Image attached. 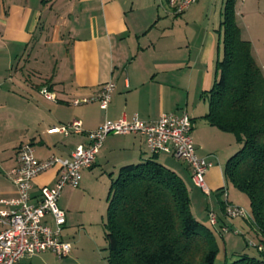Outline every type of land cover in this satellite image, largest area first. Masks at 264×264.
Masks as SVG:
<instances>
[{
    "label": "crops",
    "instance_id": "1",
    "mask_svg": "<svg viewBox=\"0 0 264 264\" xmlns=\"http://www.w3.org/2000/svg\"><path fill=\"white\" fill-rule=\"evenodd\" d=\"M248 1L237 0L236 18L242 16L244 21L246 13L242 11ZM201 4L203 0L196 8ZM191 7L175 15L167 0H7V4L0 0V199L17 196L9 173L18 164L17 149L23 143L33 146L39 160L69 158L78 146L87 147L89 134L106 121H131L137 116L154 123L162 114L185 112L193 122L197 155L214 162L205 176L210 195L194 185L184 163L164 154L158 155V162L184 180L191 207L200 203L192 212L198 221L209 226V213L214 211L218 217L216 235L222 228H235L234 221L230 223L222 210L218 212L217 203H221L223 193L219 190L225 188L230 204L247 205L243 198L231 199L223 175L224 165L240 146L233 135L201 119L208 113L201 94L213 87L215 65L223 54L212 24L196 40L190 36ZM257 12L252 13L260 14ZM109 82L115 90L107 109L97 101L74 104L75 100L96 97ZM43 90L55 100L46 99ZM73 121L81 122V134L66 137L48 132ZM151 156L140 135H109L94 166L82 172L80 190L89 187L97 167L109 175L110 188L120 168L145 162ZM56 180V168L36 177L33 203L39 188L54 186ZM77 191L70 187L60 195L59 207L66 213L63 233L75 223L70 212ZM203 199L205 210L201 208ZM255 234L260 241L256 229ZM62 238L72 245V251L58 264H86L69 235L62 234ZM54 257L46 252L19 264H53Z\"/></svg>",
    "mask_w": 264,
    "mask_h": 264
},
{
    "label": "trees",
    "instance_id": "2",
    "mask_svg": "<svg viewBox=\"0 0 264 264\" xmlns=\"http://www.w3.org/2000/svg\"><path fill=\"white\" fill-rule=\"evenodd\" d=\"M235 6L236 0H226L221 14L223 58L216 62L213 87L201 94L208 104L201 119L232 134L240 146L223 175L248 197L250 224L264 245V73L251 43L241 38ZM157 159L152 154L145 162L123 166L111 179L104 225L107 264H215L214 229L194 217L186 183ZM257 252L226 264H264V251Z\"/></svg>",
    "mask_w": 264,
    "mask_h": 264
},
{
    "label": "built area",
    "instance_id": "3",
    "mask_svg": "<svg viewBox=\"0 0 264 264\" xmlns=\"http://www.w3.org/2000/svg\"><path fill=\"white\" fill-rule=\"evenodd\" d=\"M197 1L168 0V5L175 15H180ZM114 90V83L109 82L101 88L96 97L75 100L74 104L97 101L102 109H107ZM42 94L48 100H55V96L46 90H43ZM192 130L193 122L187 113H168L162 114L154 123L143 122L137 116L131 121H106L98 130L89 134L90 144L87 147L78 146L69 158L53 156L39 160L30 143L21 144L17 149L18 164L9 173L17 196L0 199V264H19L24 259L46 252L60 259L71 254L72 245L62 238L66 213L59 207L60 194L66 187H80L82 172L94 166L97 154L109 135H140L151 154L168 155L184 163L191 172L194 185L209 196L205 176L214 167V162L197 155ZM48 132L66 137L81 134L82 124L73 121L54 126ZM54 168L57 169L55 185L39 188L37 202L33 203V180ZM225 206L226 218L253 222L252 214L242 207L229 204L228 201ZM48 219L52 221L53 226ZM209 221L211 226H217L218 217L214 212L209 213ZM253 247L264 251V246Z\"/></svg>",
    "mask_w": 264,
    "mask_h": 264
},
{
    "label": "rangeland",
    "instance_id": "4",
    "mask_svg": "<svg viewBox=\"0 0 264 264\" xmlns=\"http://www.w3.org/2000/svg\"><path fill=\"white\" fill-rule=\"evenodd\" d=\"M198 1L196 3H198ZM196 3L193 4L194 6L192 5L193 7L190 6L191 9L194 8L193 13L189 15L190 22L188 25L190 36L196 40L197 37L202 36L203 30H205L204 28H207L209 24H212V29L215 31L214 34H216V38L218 40L220 39V42L217 40L218 50L223 54V36L222 34H219L218 31L220 28L219 21L221 6L223 4L225 6L226 0H203V4H201L199 8H196ZM4 4H7V0H4ZM223 9L224 7L222 8V11ZM244 10L245 11H242V13H246V16L243 17L244 21L242 20V16L236 18L237 23L240 25L241 38L248 41L250 40L249 42L252 46V52L256 57L257 63L263 66L264 73V0H249L247 7ZM255 11H258L257 13L260 14H253ZM174 19H180V16L175 17ZM22 62L24 63V61ZM239 150L240 149H238V151ZM219 163L221 164L222 162L219 161ZM108 177V174L101 172L100 168L97 167L95 176L91 177L88 182L89 187L83 188L84 190H82V188L80 190V187L72 188L73 190L80 191H77V194H73L72 196L74 208L71 210L70 214L75 223L68 231H64L63 234L66 236L69 235V240L74 246L77 244L76 246L79 247V251L81 252V258L86 264H107L106 258L108 252L106 251L107 243L105 241L104 225L106 222L108 207L107 195L110 183L108 182ZM69 188L62 190L60 195L66 192ZM226 188L229 196L231 195V199H236V197L243 198L245 202H247V205L245 204V206L239 207H242L252 214L248 197L227 181ZM200 192L202 193L203 191L201 190ZM226 195V189L224 188L221 195V203H217L218 212L222 210V206L224 208L226 207L225 202L228 201ZM233 195L235 197H233ZM203 202L204 207L201 208L205 210L207 203L205 199H203ZM228 203L230 204L229 201ZM199 205L200 203L194 202V207H191L193 213L199 208ZM215 214L217 215V213ZM227 219L230 223L233 221L236 223L235 228H228V231H223V229L226 228H222V230H220L221 232L219 231L220 233H217L219 253L215 264L232 263L239 255L244 253L249 256L257 257V247L254 248L249 243H254L253 245H264L257 239L253 226L243 219ZM211 228L216 229L214 226H211ZM54 258L55 259L51 260L53 264H58L63 261V259Z\"/></svg>",
    "mask_w": 264,
    "mask_h": 264
}]
</instances>
